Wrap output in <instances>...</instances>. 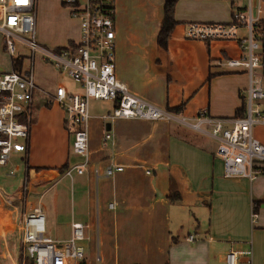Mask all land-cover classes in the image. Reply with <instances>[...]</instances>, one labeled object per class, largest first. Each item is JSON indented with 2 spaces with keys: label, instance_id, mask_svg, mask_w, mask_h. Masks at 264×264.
Instances as JSON below:
<instances>
[{
  "label": "crops",
  "instance_id": "obj_1",
  "mask_svg": "<svg viewBox=\"0 0 264 264\" xmlns=\"http://www.w3.org/2000/svg\"><path fill=\"white\" fill-rule=\"evenodd\" d=\"M165 1L112 0L116 74L131 94L176 119L107 121L104 117L113 112L116 103L92 100L88 127L90 165L80 178L78 213L64 221L58 231L70 238L73 221L88 225L82 264H226V254L231 250H252V264H264V173L254 180L226 179L217 153L220 141L191 126L203 111L222 119L245 115L246 108L241 114L238 111L246 105L248 75L228 72L217 63L246 57L240 40L248 32L241 28L245 30L241 35L239 29L237 39L191 40L187 37L188 24L202 19L193 17L198 12L191 17L185 15L181 3L199 0H179L175 10L179 23L167 47H163L159 34ZM61 3L56 0V6L67 13ZM234 3L235 0L232 6ZM68 17L67 13L66 19L71 22ZM256 17L260 19L256 35L264 56V1ZM81 36V29L76 38L65 33L63 43L53 49L71 42L78 44ZM50 67L54 70L49 82L34 77L37 88L28 150L14 153L8 165L0 169V175L4 170L6 175L21 172L24 199L20 210L4 199L0 188V264L6 260L22 264L23 214L35 203L42 205L47 193L65 177L60 169L81 162L72 152L73 137L65 125V112L52 101L57 84H65V74L51 64ZM27 72L23 70L21 74ZM257 76L264 89V68ZM77 86V94H82V88ZM260 108L264 112V100ZM107 131L112 133V139L104 146ZM253 135L264 145V124L256 125ZM111 165L123 166L125 171L112 179L97 180L95 171ZM26 177L30 192L24 196ZM31 196L34 197L29 201ZM58 202L56 195V206ZM43 210L47 216L49 213ZM49 219L48 216L47 223ZM47 234L52 237L48 224ZM190 236L194 241L189 240ZM245 261L242 258L241 262Z\"/></svg>",
  "mask_w": 264,
  "mask_h": 264
},
{
  "label": "built area",
  "instance_id": "obj_2",
  "mask_svg": "<svg viewBox=\"0 0 264 264\" xmlns=\"http://www.w3.org/2000/svg\"><path fill=\"white\" fill-rule=\"evenodd\" d=\"M263 1L249 0L245 9L235 8L230 23L188 24L187 37L195 41L237 39L241 28L248 32V36L240 40L241 47L247 51L246 57L217 63L228 72L248 75L245 115L222 119L210 117L203 111L191 125L197 132L220 141L217 153L223 161L226 179L254 180L264 173V145L253 135L254 127L264 124V112L260 108L264 89L262 80L257 76V72L264 68V56L261 53L262 43L256 35L260 19L254 16V8L261 14ZM105 4L104 0H85L83 3L80 0H65L64 5L70 9L71 17L80 22L81 42L74 47L68 45L60 50H51L37 43V0H0V34L10 54L16 55V40H20L32 50L33 55L40 52L45 60L83 90L82 94H70L66 85L59 82L52 96V101L65 112V125L73 137L72 152L81 159L63 174L72 180L74 174L85 175L90 165L88 127L92 100L116 103L113 112L104 117L107 121L139 119L159 122L176 119L171 113L131 94L118 80L115 13ZM24 34H30L32 39L22 38ZM36 88L33 67L25 75L14 70L0 73V167L7 166L14 153H26L28 150ZM111 139L112 133L107 131L103 145L107 146ZM124 171L123 166L111 165L102 171L96 170L95 174L97 180L112 179ZM14 174L11 171L9 176ZM29 192L30 180L26 177L24 196ZM88 228L86 224L73 221L69 239H53L47 234V217L42 205L35 203L23 214L21 243L25 255L35 264H80L86 257L84 242L88 239ZM194 239V236L189 238L190 241ZM252 256V250H231L226 254V264H252ZM242 258H246L245 263L241 262Z\"/></svg>",
  "mask_w": 264,
  "mask_h": 264
},
{
  "label": "rangeland",
  "instance_id": "obj_3",
  "mask_svg": "<svg viewBox=\"0 0 264 264\" xmlns=\"http://www.w3.org/2000/svg\"><path fill=\"white\" fill-rule=\"evenodd\" d=\"M61 6L66 8L71 22L66 19L67 13H63L62 9L56 6V0H37V23H36V39L37 43L41 46H45L47 49L54 50L53 48L59 46V43H63L62 37L66 33L72 37H77L80 33V22L72 18L70 15V9L64 5L65 0H61ZM84 1V0H81ZM234 0H199V3L195 1H184L181 6L183 13L189 17L191 14L198 12L193 17L202 19V22L193 23H230L233 20L234 6L239 8H246L249 4V0H235L234 6H232ZM177 7V6H176ZM65 12V11H64ZM258 14L257 9L254 8V16ZM67 31V32H66ZM241 35L245 33V30H240ZM26 40L32 39L30 34L21 35ZM16 55L12 56L10 52L5 48L3 35L0 34V73L10 72L13 70V59L22 57L23 70L28 71L33 67L34 77L41 78L42 82H49L52 77L53 70L50 67V63L45 60L40 52L33 55L32 50L20 40H16ZM65 84L73 90V94H77L79 88L75 82L66 75L63 76ZM17 166V162L14 163ZM5 167V166H4ZM2 167H0L1 169ZM4 170L3 172H5ZM1 172L0 175V188L2 189L4 199L10 200L12 204L23 209L24 199L21 189V172H16L14 176L6 175ZM16 177V178H15ZM65 178V179H64ZM59 181L58 185L50 191V193L43 198L42 207L47 211L48 226L50 228V235L54 239H67L64 233L59 232L62 228L61 224L64 221L71 219L73 213H78V202L80 193L78 192V186L81 176L74 174V180L64 177ZM15 181H17L15 183ZM14 182V183H13ZM58 195L59 202L56 206L54 203V197ZM34 196L29 197V201ZM59 230V231H58ZM66 233V232H65ZM18 246V241L16 240ZM86 243L84 247L86 249ZM19 247V246H18ZM18 250L16 251V255ZM22 254L25 255L24 248ZM18 263V257L16 258ZM10 264V260H6L5 264ZM31 263V262H29ZM23 264V263H22ZM82 264V263H80Z\"/></svg>",
  "mask_w": 264,
  "mask_h": 264
},
{
  "label": "trees",
  "instance_id": "obj_4",
  "mask_svg": "<svg viewBox=\"0 0 264 264\" xmlns=\"http://www.w3.org/2000/svg\"><path fill=\"white\" fill-rule=\"evenodd\" d=\"M179 0H166L165 1V7H164V13H165V17H164V21L162 23V27L160 30V34H159V42L163 47H167V43L168 40L172 34V32L174 31L175 27L178 25L179 22L176 21L175 18V10H176V5L178 3ZM104 2L106 3L105 5L110 9L113 10L115 13V8H114V4L112 2V0H104ZM71 46H75V43L71 42L70 43ZM61 48H58L56 50H60ZM23 58L19 57V58H15L13 59V70L17 71V72H23ZM245 109V107L241 108L238 111V114H241L242 111ZM180 108H177L175 111H179ZM72 165L67 164L66 166H64L62 169H60V173L63 175L69 168H71ZM173 196H170V199H172ZM21 262L23 264H35L34 261L28 257L22 255L21 258ZM31 262V263H29Z\"/></svg>",
  "mask_w": 264,
  "mask_h": 264
}]
</instances>
